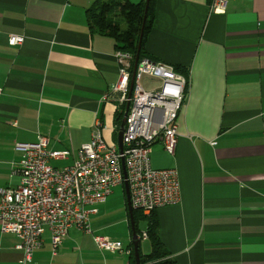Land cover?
Returning <instances> with one entry per match:
<instances>
[{"label": "crops", "instance_id": "1", "mask_svg": "<svg viewBox=\"0 0 264 264\" xmlns=\"http://www.w3.org/2000/svg\"><path fill=\"white\" fill-rule=\"evenodd\" d=\"M95 1L0 0V188L18 185L16 143L42 137L49 151L78 149L99 121L105 144L118 149L122 114L104 98L117 80L116 47L88 29ZM212 2L156 0L145 42L150 60L188 79L174 153L158 143L149 155L152 169L176 170L180 185L179 203L154 212L157 236L176 264H264V0H226L223 13ZM10 36L23 41L9 46ZM118 187L91 207V235L73 228L53 253L44 231L25 264H131ZM94 237L122 251L100 250ZM18 245L0 233V264H22ZM138 249L147 255L140 239Z\"/></svg>", "mask_w": 264, "mask_h": 264}, {"label": "built area", "instance_id": "2", "mask_svg": "<svg viewBox=\"0 0 264 264\" xmlns=\"http://www.w3.org/2000/svg\"><path fill=\"white\" fill-rule=\"evenodd\" d=\"M226 0H213V13H223ZM22 38L10 36L9 46L21 44ZM117 80L104 95L116 99L122 117L128 102L122 130V149L105 144L101 124L94 123L91 140L78 149L54 152L47 140L37 137L34 143H16L20 152L19 179L14 188H0V233L12 234L22 250V264L31 261L32 253L48 231L53 253L68 235L78 229L91 235V207L104 203L114 188L123 185L125 169L132 211L149 218L157 209L180 201V185L174 169H152L149 155L154 144L173 154L177 144L176 121L186 99L187 76L171 65L143 58L138 61L132 89V56L116 50ZM143 77L157 82L149 89L141 85ZM71 165L53 168L51 160H66ZM138 239H147L145 232ZM100 250L122 251L121 244L104 237H94Z\"/></svg>", "mask_w": 264, "mask_h": 264}, {"label": "trees", "instance_id": "3", "mask_svg": "<svg viewBox=\"0 0 264 264\" xmlns=\"http://www.w3.org/2000/svg\"><path fill=\"white\" fill-rule=\"evenodd\" d=\"M145 1L140 0L139 3H132L128 0H96L86 10V21L89 31L93 34L112 39L115 42L116 50L129 53L132 56V68L140 34H142V39L140 41L138 61L143 58H149L145 51V42L152 27L156 0H149L146 11ZM117 18L124 22V28H121L120 24L116 21ZM175 70L187 76L184 69L175 67ZM140 220L146 222L145 234L151 251L148 255H140L139 253V263L176 264L163 249L158 239L157 221L154 212L147 218L140 212L133 211V221L137 235L141 233L138 229V222ZM130 256V263L136 264L133 257L132 245H130Z\"/></svg>", "mask_w": 264, "mask_h": 264}, {"label": "water", "instance_id": "4", "mask_svg": "<svg viewBox=\"0 0 264 264\" xmlns=\"http://www.w3.org/2000/svg\"><path fill=\"white\" fill-rule=\"evenodd\" d=\"M149 0L145 1V11L147 9V5H148ZM145 19V17H144ZM142 39V34H140L139 36V43L137 46V52L134 58V62H133V69H132V76H131V80H130V87H129V94L128 97H130V93H131V89H132V83H133V78H134V74H135V70H136V66L138 63V56H139V52H140V41ZM128 102L125 105V111H124V115L122 117V121L120 123V128H119V133H118V149L121 150L122 149V130H123V126L125 124V118H126V113L128 110ZM123 186L125 188V193H126V203H127V209H128V214H129V221H130V229H131V245H132V250H133V257L135 259V263L136 264H140L139 263V249H138V244H139V239H138V235L135 231V227H134V221H133V211L131 209L130 206V200H129V192H128V186L126 183V176H125V169L123 167Z\"/></svg>", "mask_w": 264, "mask_h": 264}, {"label": "rangeland", "instance_id": "5", "mask_svg": "<svg viewBox=\"0 0 264 264\" xmlns=\"http://www.w3.org/2000/svg\"><path fill=\"white\" fill-rule=\"evenodd\" d=\"M119 24H120L121 27H124V22H123L121 19H119ZM148 80L153 81V79L148 78V77H143V79L141 80V85H142L144 88H146V89H149V88H151V87H154V86L157 84V82H152L153 84H150V82H149ZM121 188H122V187H118V188L115 190V192H114V190H113V192L119 194V197H120V199H121V201H122V203H123V198H122V196H121V194H122V189H121ZM113 192H112V193H113ZM111 195H112V194H111ZM109 197H110V196H109ZM123 209H124V206H123ZM123 213H124V217L126 218L125 210L123 211ZM145 228H146V222H145L144 220H140V221L138 222V229H139L140 231H144ZM116 230H117V229H114V231L116 232V235H119V234L121 233V231H116ZM126 231L128 232L127 220H126ZM140 243H141V247H142V252H143L144 254H147V255H148V254L150 253V251H151L149 241H148L147 239H144V240H140Z\"/></svg>", "mask_w": 264, "mask_h": 264}]
</instances>
